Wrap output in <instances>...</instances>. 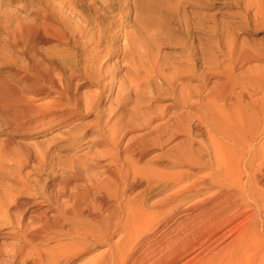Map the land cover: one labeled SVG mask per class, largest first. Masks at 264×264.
<instances>
[{
  "label": "bare ground",
  "instance_id": "1",
  "mask_svg": "<svg viewBox=\"0 0 264 264\" xmlns=\"http://www.w3.org/2000/svg\"><path fill=\"white\" fill-rule=\"evenodd\" d=\"M95 58L86 59L82 71L67 69L54 57H41L43 68L41 63H33V81L46 82L56 98L37 105L22 99L24 108L16 110L11 104V120L21 126L14 125L15 133L28 130L32 134L42 122L51 128L56 120L97 110L101 92H79L82 85L99 83L102 74L93 72ZM248 59L250 56L240 58V69ZM255 74L248 84L252 93L240 86L242 91L234 98L221 82L205 95L203 85L184 95L155 92V100L170 102L160 108L137 104L134 130L143 132L128 139L127 134L118 138L114 132L108 138L109 149L92 140L88 148H96L94 154L73 153L90 130L58 147L71 151L63 159L20 148L24 157L19 173L33 161L32 169H45L48 181L35 184L40 200L24 197L28 188L23 183L12 188L14 194L7 204L13 212H0V218L4 221L12 214L16 219L7 220L10 231L0 240V264H177L189 252L195 254L184 264H264V222L260 221L264 212L247 216L253 222L250 228L241 229L221 251L213 249L227 236L218 235L219 226L245 217L248 197L254 200L255 194H264V141L260 142L264 137V69L258 68ZM74 80L83 83L74 84ZM32 83L28 80L23 86L29 88ZM56 111L62 115L52 116ZM122 114L117 113L119 118ZM95 126L99 138L107 137L101 113ZM164 147L168 148L149 158L153 150ZM198 170L203 174L198 175ZM138 187L141 189L133 195ZM211 192V196L182 207L184 201ZM154 195L163 197L145 207ZM196 209L199 212L192 214ZM52 240L56 244L48 247L46 243ZM200 245L208 246L201 250L205 257L199 259ZM101 247L104 249L92 257Z\"/></svg>",
  "mask_w": 264,
  "mask_h": 264
},
{
  "label": "rangeland",
  "instance_id": "2",
  "mask_svg": "<svg viewBox=\"0 0 264 264\" xmlns=\"http://www.w3.org/2000/svg\"><path fill=\"white\" fill-rule=\"evenodd\" d=\"M260 55H264V0H0V212H13L8 208L14 194L12 188L17 189L23 183L28 188L23 192L24 197L40 200L35 184L48 181L45 169H32H35L33 161L29 162L25 172L19 173L23 147H28L35 155L49 152L53 157L63 159L71 151L58 147L70 137L90 130L73 153L94 154L96 148H88L92 140L100 141L102 149H109L107 142L112 133L115 132L118 138L127 134L128 139L143 132L134 130L139 102L157 108L170 102L155 100V92L184 95L203 85L202 95H205L214 84L221 82L228 86L230 98L240 94V86L252 93L248 84L255 79L258 68L264 69V58ZM93 56L98 60L93 72L99 71L104 76L101 75L99 83L82 85L79 92L83 95L101 92L97 110L87 115L83 111L61 122L56 120L57 124L51 128L42 122L32 134L28 130L15 133L18 126L11 120L13 114L8 108L11 104L16 110L24 108L22 99L29 98L27 100L35 101L37 105L56 98L54 89L46 82L40 80L37 85L33 81V63H41V57H54L67 69L82 71L85 60ZM246 56L250 59L240 69V58ZM245 71L246 75L241 74ZM27 79L33 82L32 88L28 86L31 89L23 86ZM73 83L83 81L74 80ZM40 94L44 96H38ZM97 112L101 113L102 124L107 125L103 129L107 137H98ZM117 113H123L122 117L119 118ZM51 115L61 116L62 112ZM167 148L153 150L149 158ZM27 172L31 174L25 178ZM196 172L203 174L199 170ZM140 189L133 190V195ZM211 194L184 201L182 207ZM162 197L152 196L145 202V207ZM253 197L254 200L247 199L249 206L245 217L219 226L218 235L227 233V236L214 245V252L233 241L241 229L253 225L247 216L264 212V194ZM197 212L196 209L192 214ZM8 219L12 221L16 216L9 214ZM7 220L0 218V240L10 231ZM262 220L264 216L260 219L264 222ZM55 244L53 240L46 243L48 247ZM201 246L198 247L199 259L205 257L206 252L201 253V250L208 245ZM103 249L98 248L92 257ZM194 254L186 253L177 264H184Z\"/></svg>",
  "mask_w": 264,
  "mask_h": 264
}]
</instances>
